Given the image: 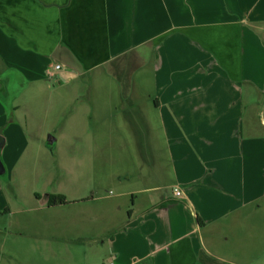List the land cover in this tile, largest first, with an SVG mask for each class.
Returning a JSON list of instances; mask_svg holds the SVG:
<instances>
[{"label":"crops","instance_id":"1","mask_svg":"<svg viewBox=\"0 0 264 264\" xmlns=\"http://www.w3.org/2000/svg\"><path fill=\"white\" fill-rule=\"evenodd\" d=\"M149 59L161 130L144 135L155 154L113 175L124 190L111 201L66 199L73 233L88 220L82 231L102 239L108 264H264V0H0V74L26 86L56 65L54 77L90 75L93 135L129 129L100 87L113 89V66ZM3 176L0 215L10 213ZM48 195L58 192H33L37 206L23 212L56 240L65 205L47 206Z\"/></svg>","mask_w":264,"mask_h":264},{"label":"rangeland","instance_id":"2","mask_svg":"<svg viewBox=\"0 0 264 264\" xmlns=\"http://www.w3.org/2000/svg\"><path fill=\"white\" fill-rule=\"evenodd\" d=\"M134 60L121 73L114 66L108 72L106 82L114 84L111 91L100 87L99 95L111 93L120 110L129 117V129L123 131L119 127L116 135L113 130L110 139L100 133L102 129L96 127L95 135L89 130L94 124L89 119L87 103L93 96L90 75L76 76L63 67L59 76L44 77L43 81H32L26 86L25 80L14 71H9L12 78L0 74L7 78L6 90L0 94V134L5 139V153L11 164L16 165L8 176L10 179L3 176L10 213L0 215V264L109 263L107 249L100 244L102 239L94 242L87 229L82 231L81 223L85 225L88 220L81 219L77 224L81 236L73 233L77 222L73 221L69 205L60 206L64 207L62 222L58 223L62 225V233L57 234L56 240H47L50 234L39 227V221L31 229L23 211L37 206L33 192H58L68 201L92 196L111 201L124 190V183L113 175L120 174L125 165L146 161L155 154L150 147L151 139H146L144 132L161 130L153 106L158 79L151 71V59L150 67L144 69ZM136 130L138 133L133 135L131 131ZM49 136L55 139L52 145L47 144ZM159 153L162 154V149ZM1 161L6 166L3 154ZM51 170L53 181L46 184L45 177ZM7 180L19 186L17 201L13 199L14 187L7 186Z\"/></svg>","mask_w":264,"mask_h":264},{"label":"water","instance_id":"3","mask_svg":"<svg viewBox=\"0 0 264 264\" xmlns=\"http://www.w3.org/2000/svg\"><path fill=\"white\" fill-rule=\"evenodd\" d=\"M5 74H8V76L12 78V75H10L9 72H7ZM6 80H7L6 77L0 76V94L2 92H5V90H6ZM263 109H264V103H263ZM54 142H55V139H53L52 137L49 136L47 139V144L52 145ZM4 144H5V139L0 134V176H3L6 172V168L1 161V151L4 148Z\"/></svg>","mask_w":264,"mask_h":264},{"label":"trees","instance_id":"4","mask_svg":"<svg viewBox=\"0 0 264 264\" xmlns=\"http://www.w3.org/2000/svg\"><path fill=\"white\" fill-rule=\"evenodd\" d=\"M69 202L63 195H48L47 196V206L54 207L60 205H66Z\"/></svg>","mask_w":264,"mask_h":264},{"label":"built area","instance_id":"5","mask_svg":"<svg viewBox=\"0 0 264 264\" xmlns=\"http://www.w3.org/2000/svg\"><path fill=\"white\" fill-rule=\"evenodd\" d=\"M58 70H60V66H59V65L54 66L53 71H48V72H47V76H48V78H52V77H54L55 72H57ZM179 194H180V193H179L177 190H174V193H173V196H174V197H178Z\"/></svg>","mask_w":264,"mask_h":264}]
</instances>
